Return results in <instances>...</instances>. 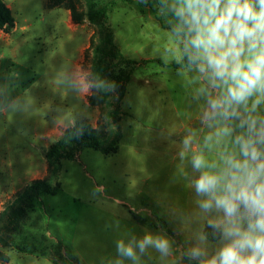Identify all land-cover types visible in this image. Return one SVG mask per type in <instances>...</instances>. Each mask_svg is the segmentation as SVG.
Wrapping results in <instances>:
<instances>
[{"label": "rangeland", "instance_id": "1", "mask_svg": "<svg viewBox=\"0 0 264 264\" xmlns=\"http://www.w3.org/2000/svg\"><path fill=\"white\" fill-rule=\"evenodd\" d=\"M98 1L105 5L111 0ZM4 2L16 26L10 34L0 32V160L9 158L7 150L21 128L29 171L32 161L41 167L44 151L78 119H86L103 140L112 139L117 129L122 139L116 154L84 148L77 159L61 160L56 178L47 163L43 178L30 175L28 184L47 180L59 189L35 199L18 224L3 216L16 194L0 200V264H115L116 241L139 239L146 231L163 232L174 241L168 264H187L180 254L196 243L206 220L184 178L190 164L178 153L186 127L198 130L193 150L202 146L208 129L201 127V108L191 100L188 79L195 74L173 67L179 63V45L171 30L150 13L141 14L137 0H116L109 8V29L119 51L138 64L121 66L130 80L114 90L113 105L91 106L92 90L87 95L72 82L90 74L91 55L85 52L99 24L77 25L68 10L49 9L47 0ZM114 111L121 113L119 122L110 116ZM158 217L168 221L174 236L159 227ZM124 264L132 262L125 259ZM141 264H161L159 254L149 250Z\"/></svg>", "mask_w": 264, "mask_h": 264}, {"label": "clouds", "instance_id": "2", "mask_svg": "<svg viewBox=\"0 0 264 264\" xmlns=\"http://www.w3.org/2000/svg\"><path fill=\"white\" fill-rule=\"evenodd\" d=\"M168 7L176 19L171 34L179 62L195 74L188 79L191 100L208 129L193 150L198 130L186 127L178 155L190 164L184 178L212 240L198 232L181 258L187 264H264V0H173ZM72 86L83 92L117 88L88 73ZM173 243L163 232L119 239L115 264H141L149 250L168 264Z\"/></svg>", "mask_w": 264, "mask_h": 264}, {"label": "trees", "instance_id": "3", "mask_svg": "<svg viewBox=\"0 0 264 264\" xmlns=\"http://www.w3.org/2000/svg\"><path fill=\"white\" fill-rule=\"evenodd\" d=\"M123 3H131L133 0H120ZM137 9L141 14L150 13V15L158 21L163 29L171 30L176 23V19L168 7L166 0H137ZM49 9L63 8L70 12L72 21L77 25L99 24V28L90 38V45L85 52V56L91 55L90 76L96 78H104L117 84V88L130 80V74L124 75L121 69L122 65H134L138 62L128 60L119 51L115 36L109 29V8L116 6V0H111L105 5L100 4L98 0H47ZM16 26V20L11 8L0 0V32L10 34ZM119 67L117 75L112 76L115 69ZM176 70L186 69L183 63H174ZM116 88V89H117ZM114 92V91H113ZM113 92L92 90V94L88 97L91 106H100L102 104L113 105L110 101ZM125 96V92H121L117 103H120ZM120 111L110 112V116L114 117L115 122L120 121ZM79 135H76L77 132ZM122 134L119 129L114 131L113 138L102 139L98 136L97 130L86 120L78 119L73 126L64 130L61 138L51 144L45 151L44 157L51 170L52 177L56 178L59 172V162L61 160L73 161L77 159V154L84 148L94 149L103 155H113L118 152ZM52 178V179H54ZM59 189L58 185H52L51 181L34 180L28 184L21 192L16 194L13 202L7 204L3 216L9 217V222L13 225L19 223L21 218L26 215V209L34 207V200L39 199L41 195H54ZM143 205L149 206L147 202ZM132 213V212H131ZM134 220L144 224V221L133 216ZM8 222V223H9ZM158 225L167 234L174 236L175 232L164 218H157ZM204 232L209 233L211 229L205 226ZM8 245L5 240H2ZM214 242V241H213ZM187 263V258L183 257Z\"/></svg>", "mask_w": 264, "mask_h": 264}, {"label": "crops", "instance_id": "4", "mask_svg": "<svg viewBox=\"0 0 264 264\" xmlns=\"http://www.w3.org/2000/svg\"><path fill=\"white\" fill-rule=\"evenodd\" d=\"M9 6V5H8ZM10 7V6H9ZM1 69V62H0ZM88 95V92H84ZM2 94L1 85V73H0V99ZM19 136L16 137L14 143L7 150L8 159L0 160V200H8L15 194L21 191L29 183L30 175L37 179L43 178L47 171L43 173L46 167V159L43 153L44 162L41 163V167L35 168V163L32 161V171H29L30 154L28 150L22 145L23 129H19ZM37 136L41 137L39 132H36ZM59 139V138H58ZM46 161V162H45ZM46 169V168H45Z\"/></svg>", "mask_w": 264, "mask_h": 264}]
</instances>
